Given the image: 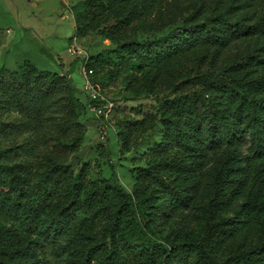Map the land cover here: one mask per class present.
<instances>
[{"label": "trees", "instance_id": "16d2710c", "mask_svg": "<svg viewBox=\"0 0 264 264\" xmlns=\"http://www.w3.org/2000/svg\"><path fill=\"white\" fill-rule=\"evenodd\" d=\"M72 11L74 38L113 46L87 57L85 78L99 87L125 72L128 101L153 104L116 134L121 151L157 130L159 141L130 191L113 170L88 182L81 117L95 103L30 60L0 68V264H44L46 252L63 264H264V0ZM36 144L48 149L34 167L19 155Z\"/></svg>", "mask_w": 264, "mask_h": 264}, {"label": "rangeland", "instance_id": "374dc122", "mask_svg": "<svg viewBox=\"0 0 264 264\" xmlns=\"http://www.w3.org/2000/svg\"><path fill=\"white\" fill-rule=\"evenodd\" d=\"M82 0H0V68L16 72L25 61H32L38 69L51 73L63 72L61 64L70 69L71 78L77 97L87 104L83 91L86 82L83 74L84 57L94 56L113 46L99 33L76 39L72 8ZM136 32V33H135ZM130 36L146 38L149 33L136 28L128 29ZM76 40L80 49L76 57L69 53L71 43ZM125 72L116 77H106L99 85L100 95L114 104L111 115L105 118L95 117L88 111L81 117L86 128V135L79 148L78 157L87 166L86 180L97 181L108 179L112 170L118 175L123 187L130 191L135 174L133 168L143 165L145 152L159 141V131L144 136L143 144L136 151H121L116 138L119 131L133 124L136 111L152 109L150 100L128 101L124 92ZM6 141H3L5 143ZM48 147L36 144L33 150L20 151L22 158L37 162ZM67 154L68 159L74 158ZM19 158V157H18ZM44 264H63L62 261L43 254Z\"/></svg>", "mask_w": 264, "mask_h": 264}, {"label": "built area", "instance_id": "2783aa9c", "mask_svg": "<svg viewBox=\"0 0 264 264\" xmlns=\"http://www.w3.org/2000/svg\"><path fill=\"white\" fill-rule=\"evenodd\" d=\"M69 53L72 57H76L79 53H81L80 49L76 45V40H74V42L71 43L69 47ZM87 57H88L87 55L84 57V61L87 59ZM83 74L85 76L84 67H83ZM83 91L86 94L87 99L91 103H95V105L94 104L87 105L88 111L92 113L95 117L98 118L101 117L107 119L111 115L114 109V104L112 102L106 101L100 95L99 87L95 84H92L87 79L84 84Z\"/></svg>", "mask_w": 264, "mask_h": 264}, {"label": "crops", "instance_id": "0c3cea01", "mask_svg": "<svg viewBox=\"0 0 264 264\" xmlns=\"http://www.w3.org/2000/svg\"><path fill=\"white\" fill-rule=\"evenodd\" d=\"M61 68L63 69V72L60 73V74H58V75H63V74L68 75V74H69L70 69H69V68H66V67L64 66V64H61Z\"/></svg>", "mask_w": 264, "mask_h": 264}]
</instances>
